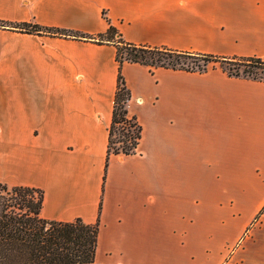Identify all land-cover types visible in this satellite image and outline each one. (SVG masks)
Wrapping results in <instances>:
<instances>
[{
  "label": "crops",
  "instance_id": "obj_1",
  "mask_svg": "<svg viewBox=\"0 0 264 264\" xmlns=\"http://www.w3.org/2000/svg\"><path fill=\"white\" fill-rule=\"evenodd\" d=\"M0 21L264 59V0H0ZM115 56L0 29V184L42 190L44 220L98 223L94 264H264V81L123 63L142 134L106 165Z\"/></svg>",
  "mask_w": 264,
  "mask_h": 264
},
{
  "label": "trees",
  "instance_id": "obj_2",
  "mask_svg": "<svg viewBox=\"0 0 264 264\" xmlns=\"http://www.w3.org/2000/svg\"><path fill=\"white\" fill-rule=\"evenodd\" d=\"M0 29L115 45V59L119 70L108 128L106 165L112 155L135 154L141 140V126L127 110L130 92L120 73L123 63H138L150 70L163 67L200 73L211 68V64L228 62L244 67L242 71L222 67L229 76L264 81L255 73L256 69L264 71V59L221 58L162 47L134 45L124 42L109 23L106 32L98 36L31 23L0 21ZM182 59H189L192 64H187ZM42 203L43 192L40 189L0 184V264H94L98 223L87 225L80 219L68 223L44 220L40 217Z\"/></svg>",
  "mask_w": 264,
  "mask_h": 264
},
{
  "label": "rangeland",
  "instance_id": "obj_3",
  "mask_svg": "<svg viewBox=\"0 0 264 264\" xmlns=\"http://www.w3.org/2000/svg\"><path fill=\"white\" fill-rule=\"evenodd\" d=\"M183 62L187 63V64H192L191 63V60L189 59H182ZM235 63H228V62H225V63H216V64H211L210 67H226V68H230V70L234 71V68L235 69H238L239 71H242L244 69V67L242 66H237L236 64L234 65ZM255 73L257 75V77H260V78H263L264 79V71H261V70H258L256 69L255 70ZM118 146V145H117Z\"/></svg>",
  "mask_w": 264,
  "mask_h": 264
}]
</instances>
